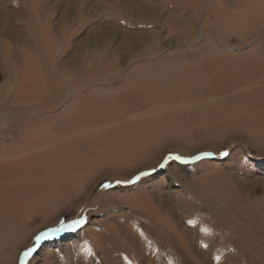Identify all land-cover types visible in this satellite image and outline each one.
<instances>
[{
    "label": "rangeland",
    "instance_id": "1",
    "mask_svg": "<svg viewBox=\"0 0 264 264\" xmlns=\"http://www.w3.org/2000/svg\"><path fill=\"white\" fill-rule=\"evenodd\" d=\"M216 1L133 0L130 15L124 0H0V16L5 8L25 29L27 42L14 58L34 54L36 67L47 66L65 88L54 99L15 101V76L0 97V145L23 146L0 153V264H25L39 233L72 221L81 223L43 240L26 264H147L136 244L149 241L153 250H168L153 264H264V237L253 230L264 227V125H253L263 114L240 102L199 113L224 99L221 84L232 88L230 97L264 88V0ZM155 5L164 6V17L176 11L190 20L177 33L164 17L136 15ZM138 35L155 42L140 46ZM131 48L133 56L123 55ZM96 50L123 55L115 73L91 77L88 63L73 72L65 63L77 51L87 57ZM3 51L0 42V84L7 78L1 71L11 69ZM121 115L136 120L131 132L120 131L125 121H108ZM100 118L108 122L94 130L100 138L72 133L39 147L19 143ZM75 138L91 140L81 145L86 162L76 164L83 171L73 179L67 167ZM50 175L61 176L58 190L48 187ZM144 204L169 209L195 245L159 231ZM131 227L136 244L124 233Z\"/></svg>",
    "mask_w": 264,
    "mask_h": 264
},
{
    "label": "bare ground",
    "instance_id": "2",
    "mask_svg": "<svg viewBox=\"0 0 264 264\" xmlns=\"http://www.w3.org/2000/svg\"><path fill=\"white\" fill-rule=\"evenodd\" d=\"M219 1H221V0H219ZM124 2L126 4V8H125L126 10L124 9L125 13L131 15V13L133 12V8H132L133 0H124ZM155 6L159 10L155 9L156 8ZM155 6H154V8H148L147 6L145 8L142 7L139 11H137L136 15H138V16L147 15V17L150 21H152V19H159L160 17H164L162 15L163 11H165V9L163 8L164 6L163 7H160L157 5H155ZM2 9H4V10L2 11L1 16H0V20H1L0 21V42H1L3 49H4L3 55L5 57V60H8V63H9V64H7V66H11V69H10V72L1 71L3 74L6 73L7 78H6V81L4 83L0 84V97H3L4 99L6 98V89H7L6 86L7 85L9 86V83L13 80V78H15V76H19L18 81L16 82V93L14 95L15 101L19 100V101H26V102L28 101L29 102L31 100H37V102H38V101H40L41 98H43V99L53 98L54 99L57 97H61L65 93V88L53 76L54 74H52V71L49 70L47 68V66L36 67V65H37L35 62L36 57L34 54H33V56L27 55L26 57H24V52H22L21 53L22 59L14 58L17 53H20V49L23 48V42H25V43L27 42V40L25 39V29L22 27L17 28L16 24L13 21L9 20L10 18H9V13L7 12V10L5 8H2ZM174 12L175 13L170 12L169 14H167L164 17L163 21L167 24H171L174 32L178 33L180 28L184 24L187 25L190 18L186 19L184 15L179 14V13L176 14V11H174ZM66 13H69V10H67ZM4 15H7L8 18H6ZM66 16H67V14H66ZM192 18L193 17H191V19ZM124 36H125V38H124V45L122 47L123 49L126 48L127 43H128L127 39L129 37L127 32H125ZM138 38H139L140 46H144V39L152 40L151 42H155L153 40L154 37L151 35H144L143 37L141 35H138ZM34 43L37 44V42H34ZM35 44H34V47H35ZM46 46L50 47L49 43H46ZM28 47L33 48V44L29 45ZM132 48L129 50H125L127 52H126V54H123V55L133 56L135 53L133 52L134 50ZM35 51H37V49ZM48 52H51L50 48H48ZM117 52H118V50L114 51V52H110V53H106L102 50H100V51L96 50V51H93L90 54H88L86 57L82 54L81 51H77L65 63L67 64L69 62V64L72 66V68L70 69V71H72V72L81 68L83 66V64L88 63L89 64L88 71H87L88 75H90L91 77H97V78L106 77V76L111 75V74L116 72L117 65L122 60L123 55L117 54ZM37 62L40 63V61H37ZM81 62H83V63H81ZM5 68H6V66H5ZM1 69L3 70V66L1 67ZM64 70H66V69H63V71ZM67 74H66V76H67ZM66 84H67L66 86L70 87L72 84V81L70 82V79H69V81H67ZM252 89H253L252 92L249 93L248 95L230 97L232 88L230 86H225V85L221 84L217 87V92H218L219 96L224 97V99L221 100L220 102H216L215 106H204V107L200 108L199 113L205 115L206 112L214 111V110H216V108H218V106H220L222 104L225 105L227 108V107H232L233 104L240 102L241 104H244L249 111H258V112L261 111L260 114H263V115L259 116V119L262 118V120H263V121H260L261 124H259V123L254 124L253 123V125H255L254 127L264 125V88H252ZM206 96H208V95L199 96V97H197V100L200 98L206 97ZM203 100H205V99H203ZM118 104H121V103H116V105H118ZM210 107H212L211 110H209ZM234 111L235 110L230 109L228 111L229 114L227 116L231 117V116L235 115V114H233ZM180 112L181 113L185 112L184 114H188L187 110H183ZM237 113H239V111H237ZM192 114H194V112ZM95 115H100V114H99V112H97ZM119 117L120 118H118V119H110L108 121L112 122V123H114V122L120 123V122L125 121L124 123H122L123 126L120 127V131L123 130V133H125V134L128 132H131L133 130V125L136 122L134 117L123 116V115H121ZM257 117L255 118V121L258 120ZM209 118L214 119V117L212 115H210ZM120 119H121V121H119ZM107 124H108V122L106 120H104L103 118L95 119V120H92L90 122H84L83 124L75 126L74 128H71L70 130H65V131L64 130H58L55 133H51V134L48 133L45 136L43 135V136L36 137V138L29 137V139H25L24 137H20L19 143L25 144L26 146H28V145H34L35 146L36 145L39 147V146H41L40 144H43L46 142L49 143L52 139H55L56 136L73 135L72 133H75V135L82 134L83 136H87L89 138L90 137L91 138H100V132L94 131V130L97 128H100L104 125H107ZM4 138L6 139V137H4ZM89 140H91V139H87L85 142H87ZM100 140L102 141V139H100ZM71 141H72V139H71ZM85 142L79 143V141L76 138L73 139V141L71 142L70 147L72 149V153L70 156L71 159L69 161L70 165H68V167H67V174H68L67 177H69V178L74 179L73 176H75L76 172L83 171V167L79 166L80 167L79 168L78 166H76V164H81L83 161L86 162V159L80 160V158H79V154L81 152L80 148L82 149L81 145H83V143H85ZM10 146H11V148H10ZM10 146L6 145L5 143H2L0 145V153H5V152L11 151L15 148L19 149V148L23 147L19 144H16V142L14 144H11ZM123 150H126V149L119 150L120 155H121V157H126L127 156L126 151L123 152ZM23 177H25V175ZM58 178L60 179L61 176L50 175L48 180H46L49 184L48 187L50 189H53L52 191L58 190V188L61 186V181ZM14 180H17V178ZM33 182L39 183L40 181H33L32 180V183ZM63 193H65V191L64 192L59 191L57 193V195L60 196ZM68 199H69V197L67 196V198H65L64 200L58 201V204L56 206V211L59 212L62 208H64L65 202ZM143 207H144V210L146 211V213L149 215V217L155 219V221L157 222V226L159 227L158 229H160L159 231L163 230V232H167V231L173 232L174 234H176V237L179 238L180 244H187V245L192 244L193 246L195 245L194 244V237L191 235V232L187 231L186 227L184 226L185 222H183L179 218L175 219L173 221L170 218L171 211L169 209H165V210L164 209L163 210L162 209H151L146 204H144ZM58 212H54L50 216L52 217L53 215H56V213H58ZM44 213H45L46 218H48L49 217V216H47L48 212L46 213V210H44ZM245 215H246L245 217L247 220L249 218L253 217L250 213H249V216H251V217H247L246 213H245ZM130 229H124V233L126 236H128L130 238V241H132L134 244H136L137 243L136 239L138 237L136 232H138V231L135 232L133 227H131ZM238 229H240V227H238ZM253 230L254 231L259 230L262 233V237H264V227H262L260 224L254 225ZM238 231L240 232L239 235H241L245 239L246 238L251 239L250 241L253 240V237L250 235V232H248V230H247V232L244 230H238ZM138 239H139V237H138ZM149 243H150V241L148 243L142 242V244H138V245L136 244V247H137V251L139 252V255L142 256V258H145V261L147 262V264H153L156 257H158L159 255H163V254L167 253L166 251H168V250H167V247L162 248V249L160 248L158 250H155V249L153 250L150 248ZM251 245H253L252 242H251ZM191 248H193V247H191ZM197 256H199V258L202 257V259H204V260L208 259L207 255H203L200 252L197 254Z\"/></svg>",
    "mask_w": 264,
    "mask_h": 264
},
{
    "label": "snow or ice",
    "instance_id": "3",
    "mask_svg": "<svg viewBox=\"0 0 264 264\" xmlns=\"http://www.w3.org/2000/svg\"><path fill=\"white\" fill-rule=\"evenodd\" d=\"M221 155L227 156L228 153L223 152V153H221ZM177 159H180V157H177ZM141 175H146V173H142ZM137 178H139V177H137ZM80 223H81V221H72L71 224H63L62 223L60 225V227H58V228H49L46 231L39 233L35 237V245L31 248H28L23 254L25 257V264H26L27 258L30 257L36 251V248L39 247L40 243L43 240L51 238L52 236L59 235L61 232L73 231V230H75V226L79 225Z\"/></svg>",
    "mask_w": 264,
    "mask_h": 264
}]
</instances>
